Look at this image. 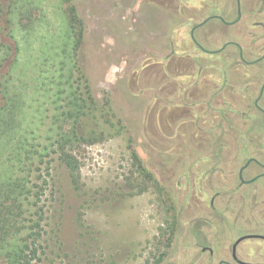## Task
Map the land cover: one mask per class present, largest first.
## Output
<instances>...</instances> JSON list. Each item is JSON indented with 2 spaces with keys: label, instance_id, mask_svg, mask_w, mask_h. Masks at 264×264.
Instances as JSON below:
<instances>
[{
  "label": "rangeland",
  "instance_id": "obj_1",
  "mask_svg": "<svg viewBox=\"0 0 264 264\" xmlns=\"http://www.w3.org/2000/svg\"><path fill=\"white\" fill-rule=\"evenodd\" d=\"M32 1L37 24L14 34L28 76L23 125L36 127L44 144L54 109L40 53L58 43L73 7L82 31L79 85L90 109L83 130L104 134L71 147L76 185L56 153L37 172L40 264H189L197 242L213 248L217 264L236 238L264 234V182L234 181L248 158L264 161V116L248 110L264 61L244 66L231 45L204 52L236 42L247 60L259 57L264 0H240L239 23L210 20L194 31L195 43L191 29L213 15L233 19L235 0ZM3 13L0 39L10 43Z\"/></svg>",
  "mask_w": 264,
  "mask_h": 264
},
{
  "label": "trees",
  "instance_id": "obj_2",
  "mask_svg": "<svg viewBox=\"0 0 264 264\" xmlns=\"http://www.w3.org/2000/svg\"><path fill=\"white\" fill-rule=\"evenodd\" d=\"M6 3L5 8L0 7V17L4 12L6 35L10 40L7 43L0 39V264H40L44 211L38 207L41 186L38 180L34 182L37 172L43 165L48 169L44 158L53 152L76 185L78 165L71 147L94 144L104 139V134L83 130L90 109L80 91L83 77L79 73L77 52L82 31L73 7L67 10L58 43L40 53V68L48 64L45 71L50 75L47 79L42 75V80L52 89L50 101L54 109L48 119L41 117V120L47 119L50 128L44 135V144L41 136L36 135V127L33 130L23 125L28 76L25 64L19 61L20 44L14 34L27 32L37 24L29 9L36 4L32 0H6ZM24 19L30 23L24 24ZM39 90L49 94L42 86ZM88 100L93 102L90 97ZM133 159L140 175L151 179L135 154Z\"/></svg>",
  "mask_w": 264,
  "mask_h": 264
},
{
  "label": "flooded vegetation",
  "instance_id": "obj_3",
  "mask_svg": "<svg viewBox=\"0 0 264 264\" xmlns=\"http://www.w3.org/2000/svg\"><path fill=\"white\" fill-rule=\"evenodd\" d=\"M235 2H236V15L233 19L227 21L219 16L213 15L207 17L206 18L207 21L204 24H206L210 20H215V19L220 20V22H222L225 26L228 27H231L239 23L242 19L241 10H240V0H239V12H240L239 15L237 9L238 7L237 0H235ZM206 19H204V21ZM204 24L199 26L198 25L194 26L190 31V37H191V32L194 34V31L199 27L203 26ZM228 45L235 47V49L238 52L239 61L244 66L258 65L259 63L264 61V52L256 59L247 60L246 57H244L243 49L236 42L227 43L223 48L217 51L213 50L212 52H206V51L204 52L205 54L208 55L217 54L222 52ZM223 82L228 83L226 79H224ZM249 108L253 109L258 115L264 116V80L259 88L257 96L248 105V110ZM243 114L245 116L247 115V112ZM234 181L240 185H251L254 183L264 182V161L260 162L255 158L252 157L248 158L245 161V163L239 167L238 172L234 178ZM214 199L215 197H212L210 199V207H213ZM241 237H246V238L236 244L237 240ZM257 246L264 248V234H259L251 231L249 234L242 235L236 238L230 245V251H229L230 255L228 259H223V260L220 259L218 260L217 264H264V250L263 251L255 250L254 248ZM192 248L196 250L197 255H194V257L189 262V264L200 263L199 260H201V255L205 253L208 255L206 257L207 263L211 264L213 262L214 250L211 246H207V245L204 246L202 245V242H197L195 246H193ZM166 264H170V263H166Z\"/></svg>",
  "mask_w": 264,
  "mask_h": 264
},
{
  "label": "water",
  "instance_id": "obj_4",
  "mask_svg": "<svg viewBox=\"0 0 264 264\" xmlns=\"http://www.w3.org/2000/svg\"><path fill=\"white\" fill-rule=\"evenodd\" d=\"M237 9H238V15L240 14V12H239V0H237ZM207 21V19L205 20V21H203L201 24H199V25H202V24H204L205 22ZM198 25V26H199ZM191 38H192V40L194 41V39H193V33L191 32ZM194 43H195V41H194ZM246 237H241V238H239L238 240H237V242H236V244L238 243V242H240L241 240H243V239H245Z\"/></svg>",
  "mask_w": 264,
  "mask_h": 264
}]
</instances>
